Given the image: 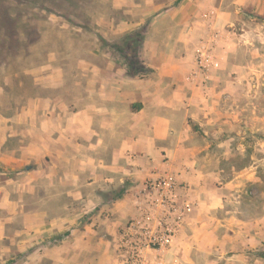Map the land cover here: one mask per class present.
Returning <instances> with one entry per match:
<instances>
[{
  "label": "crops",
  "instance_id": "obj_1",
  "mask_svg": "<svg viewBox=\"0 0 264 264\" xmlns=\"http://www.w3.org/2000/svg\"><path fill=\"white\" fill-rule=\"evenodd\" d=\"M145 3L128 6L117 0L113 8L129 19L107 18L97 25L107 24L103 39L114 48L138 32L135 58L146 73L129 71L124 63L129 50L120 55L99 45L94 57L106 64L78 59L82 78L76 81L75 111L61 109L58 119L53 112L45 116L37 138L46 166L31 176L46 180L51 192L43 204L58 205L59 216L50 208L26 210L24 200L12 198L8 186L0 184V239L37 236L54 245L44 255L51 264H75L74 257L76 264H125L118 251L121 230L134 215L145 183L168 173L194 207L165 264H264L258 162L230 166L231 151L193 142L201 130L209 142L230 140L227 103L242 97L250 83L252 68L243 49L251 42L247 29L255 26V37L264 27L256 21V15L264 17V0ZM133 13L140 17L131 18ZM214 32L219 33L213 52L220 67L202 71L196 49ZM9 137L0 140V149ZM31 185L35 193L37 185ZM105 190L116 195L105 198ZM85 216L87 224L80 228ZM68 238L74 242L66 243Z\"/></svg>",
  "mask_w": 264,
  "mask_h": 264
},
{
  "label": "rangeland",
  "instance_id": "obj_2",
  "mask_svg": "<svg viewBox=\"0 0 264 264\" xmlns=\"http://www.w3.org/2000/svg\"><path fill=\"white\" fill-rule=\"evenodd\" d=\"M116 1L0 0V140L12 133L18 135L7 138L5 147L0 149V184L8 186L12 198L23 199L26 210L50 208L54 216H59L61 210L58 205L52 204L49 207V204H43V197L51 192L44 186L46 180L43 178L35 180L31 176L35 169L46 166L42 151L38 150L42 147V142L37 136L43 132V121L47 114L53 112V117L58 119L63 115L59 113L63 112L62 110L75 111V99L79 94L76 81L82 78L81 69L78 68L79 58L99 59L95 61L97 64H106L105 58L94 57L99 45L104 50L109 48L116 54H123L119 52V47H127L126 43H123L125 40L119 41L118 45L122 46L115 48L108 46L103 39L108 30L107 24L97 25L98 21L107 18H111L115 23H123L129 19L113 8ZM125 1L128 6L146 5L145 0H118V3L125 5ZM256 16L258 23L264 22V17ZM130 17L138 18L140 14L133 13ZM254 27L247 29L251 42L243 49L244 54L247 51L245 58L250 60L252 68L248 70L250 83L242 97L232 96V100L229 98L227 103L231 141L209 142L201 130L199 134L193 136V142L202 148L210 145L213 150L231 151L232 155L227 160L230 166L242 167L251 164L252 161L258 162L260 178L258 205L260 215L263 217L264 27H259L255 37ZM237 33L243 32L239 29ZM138 34V32L131 34L132 45ZM128 38L129 35L126 39ZM129 52L126 50L128 55ZM244 54H241L240 58ZM130 55L124 62L129 71L133 73L144 71L145 69L136 61V55L133 52H130ZM86 81H89V77ZM61 103L66 105L61 107ZM50 104L52 106L48 113ZM27 106H31L30 111L27 110ZM235 151L239 153L245 151L249 154L243 156L235 154ZM28 165H32L33 168L28 170ZM233 176V173L228 174L229 178ZM31 183L37 185L35 193L30 192V189H33ZM117 192L120 193L119 190ZM102 193L105 198L116 195L112 190H105ZM35 200L41 202L34 203ZM90 215L91 212L87 216ZM86 224L85 216L84 224L80 228H84ZM19 227L18 223L13 228ZM70 239L68 238L66 243L74 242ZM120 243L119 238L118 251L122 261L131 264L121 251ZM53 246L37 236L27 234L15 239H0V264H51V260L44 255ZM74 259L75 264L80 263L79 258L77 261L76 257Z\"/></svg>",
  "mask_w": 264,
  "mask_h": 264
},
{
  "label": "built area",
  "instance_id": "obj_3",
  "mask_svg": "<svg viewBox=\"0 0 264 264\" xmlns=\"http://www.w3.org/2000/svg\"><path fill=\"white\" fill-rule=\"evenodd\" d=\"M219 33L196 49L202 71L218 69L214 47ZM136 211L123 229L120 248L131 264H165L166 255L184 227L193 203L181 197L174 176L165 173L145 183Z\"/></svg>",
  "mask_w": 264,
  "mask_h": 264
},
{
  "label": "trees",
  "instance_id": "obj_4",
  "mask_svg": "<svg viewBox=\"0 0 264 264\" xmlns=\"http://www.w3.org/2000/svg\"><path fill=\"white\" fill-rule=\"evenodd\" d=\"M130 36H129L128 39H126L125 41H123V43H126L125 45H127V47H126L127 49L126 48H122V47L120 48L119 47V46H122V45H117L119 47V52H123L125 50H129L130 52H133L134 54H136V52L140 48L142 36H140L138 34L136 40L133 42V45L131 44L132 40H131ZM131 46H134V47H131ZM130 72L133 73L132 71H130ZM143 72L146 73V70H144V71H137L134 74H144Z\"/></svg>",
  "mask_w": 264,
  "mask_h": 264
},
{
  "label": "water",
  "instance_id": "obj_5",
  "mask_svg": "<svg viewBox=\"0 0 264 264\" xmlns=\"http://www.w3.org/2000/svg\"><path fill=\"white\" fill-rule=\"evenodd\" d=\"M32 168H33L32 165H28V166H27V169H28V170H31Z\"/></svg>",
  "mask_w": 264,
  "mask_h": 264
}]
</instances>
